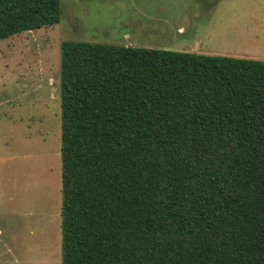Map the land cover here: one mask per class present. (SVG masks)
<instances>
[{
	"label": "trees",
	"instance_id": "obj_1",
	"mask_svg": "<svg viewBox=\"0 0 264 264\" xmlns=\"http://www.w3.org/2000/svg\"><path fill=\"white\" fill-rule=\"evenodd\" d=\"M60 122L61 264H264V61L64 41Z\"/></svg>",
	"mask_w": 264,
	"mask_h": 264
},
{
	"label": "rangeland",
	"instance_id": "obj_2",
	"mask_svg": "<svg viewBox=\"0 0 264 264\" xmlns=\"http://www.w3.org/2000/svg\"><path fill=\"white\" fill-rule=\"evenodd\" d=\"M64 41L264 61V0H60L0 40V264H61Z\"/></svg>",
	"mask_w": 264,
	"mask_h": 264
}]
</instances>
